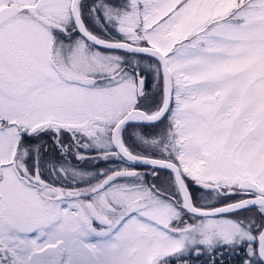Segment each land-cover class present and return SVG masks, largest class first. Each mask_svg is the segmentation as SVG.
<instances>
[{
    "label": "snow or ice",
    "instance_id": "obj_1",
    "mask_svg": "<svg viewBox=\"0 0 264 264\" xmlns=\"http://www.w3.org/2000/svg\"><path fill=\"white\" fill-rule=\"evenodd\" d=\"M238 252L264 264V0H0V264Z\"/></svg>",
    "mask_w": 264,
    "mask_h": 264
},
{
    "label": "flooded vegetation",
    "instance_id": "obj_2",
    "mask_svg": "<svg viewBox=\"0 0 264 264\" xmlns=\"http://www.w3.org/2000/svg\"><path fill=\"white\" fill-rule=\"evenodd\" d=\"M147 83H148V91L151 92L152 83H153V77L151 75L148 76ZM82 166L85 168H88L90 170L97 171V170H99V168H107V167H110L111 165L106 164L103 160H100L99 164L97 165L92 158H88L82 164ZM45 178H47V172H45ZM148 180H149V182H151L152 177L149 176ZM199 200H202V198L198 197L197 202H199ZM243 257H244V252H238L236 255L230 254L228 257H226V259L229 260L230 264H241ZM190 259L192 261V264H202V262L206 260L205 257H201L199 260H197L195 256L191 257Z\"/></svg>",
    "mask_w": 264,
    "mask_h": 264
},
{
    "label": "rangeland",
    "instance_id": "obj_3",
    "mask_svg": "<svg viewBox=\"0 0 264 264\" xmlns=\"http://www.w3.org/2000/svg\"><path fill=\"white\" fill-rule=\"evenodd\" d=\"M197 203H198L199 206H204V207L210 206V205H205L203 203V199L202 200H199V202H197ZM217 206H219V205H217Z\"/></svg>",
    "mask_w": 264,
    "mask_h": 264
}]
</instances>
